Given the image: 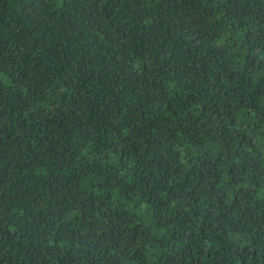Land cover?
<instances>
[{"label":"trees","instance_id":"trees-1","mask_svg":"<svg viewBox=\"0 0 264 264\" xmlns=\"http://www.w3.org/2000/svg\"><path fill=\"white\" fill-rule=\"evenodd\" d=\"M0 264H264V0H0Z\"/></svg>","mask_w":264,"mask_h":264}]
</instances>
